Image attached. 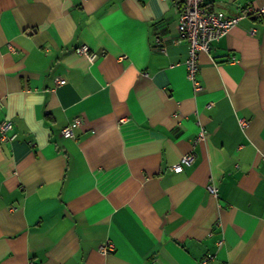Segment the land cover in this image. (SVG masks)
I'll return each mask as SVG.
<instances>
[{"label":"crops","instance_id":"0c3cea01","mask_svg":"<svg viewBox=\"0 0 264 264\" xmlns=\"http://www.w3.org/2000/svg\"><path fill=\"white\" fill-rule=\"evenodd\" d=\"M179 13L0 0V264H264V13L199 52V88Z\"/></svg>","mask_w":264,"mask_h":264},{"label":"built area","instance_id":"2783aa9c","mask_svg":"<svg viewBox=\"0 0 264 264\" xmlns=\"http://www.w3.org/2000/svg\"><path fill=\"white\" fill-rule=\"evenodd\" d=\"M180 5L178 29L182 37L189 41L190 55L187 59L188 75L194 81L196 88L200 87V81L197 78L199 69L198 54L200 51H208L211 47V42L218 39L228 32V30L236 26L239 21L249 15L254 17H261L264 9H257L254 7H247L244 11L237 15H228L221 10H213L209 8L206 0H172ZM256 32V28L252 29V34ZM89 47L82 45L78 51L87 53L90 58L94 54H90ZM58 84H64L66 81L62 77H57ZM0 106H2V99L0 97ZM80 121V120H78ZM14 128V123L11 120H4L0 123V139L5 140L8 138L7 133ZM65 136L69 137L73 134L71 125H67L62 129ZM201 138L204 133H201ZM194 158V154H186L182 157L181 161L172 166L176 172L183 170V163H190ZM209 191L216 195L217 187L214 184L208 186ZM111 243H106L103 246L105 252L108 250ZM211 258V256L209 257ZM209 258H205L202 264H207Z\"/></svg>","mask_w":264,"mask_h":264}]
</instances>
